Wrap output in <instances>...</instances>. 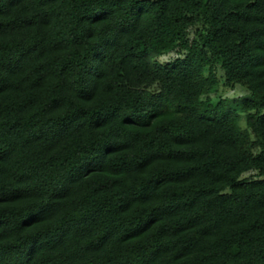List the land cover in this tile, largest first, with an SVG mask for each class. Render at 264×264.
I'll use <instances>...</instances> for the list:
<instances>
[{"label": "trees", "instance_id": "1", "mask_svg": "<svg viewBox=\"0 0 264 264\" xmlns=\"http://www.w3.org/2000/svg\"><path fill=\"white\" fill-rule=\"evenodd\" d=\"M263 109L264 0H0V264H264Z\"/></svg>", "mask_w": 264, "mask_h": 264}, {"label": "rangeland", "instance_id": "2", "mask_svg": "<svg viewBox=\"0 0 264 264\" xmlns=\"http://www.w3.org/2000/svg\"><path fill=\"white\" fill-rule=\"evenodd\" d=\"M194 27L189 28V36L192 37L194 35ZM183 55L176 49L170 50L156 58V60L160 63H165L168 61H171L176 58H181ZM215 73L216 77L218 79V85L216 88L215 92L209 93V98L213 101H216L218 99L222 98H236L240 96H245L248 95V91L242 87L239 84H234L233 86H223L222 85V71L219 66L215 65ZM264 111V109L262 110ZM239 126L241 128L245 127L244 119L243 116H240L239 119ZM243 178H250V177H255V172L254 171H248L242 174Z\"/></svg>", "mask_w": 264, "mask_h": 264}]
</instances>
